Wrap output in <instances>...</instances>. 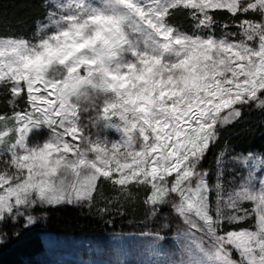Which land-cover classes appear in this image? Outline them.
Here are the masks:
<instances>
[{"label": "snow or ice", "instance_id": "1", "mask_svg": "<svg viewBox=\"0 0 264 264\" xmlns=\"http://www.w3.org/2000/svg\"><path fill=\"white\" fill-rule=\"evenodd\" d=\"M38 5L24 31L0 0V245L143 208L150 264H264V151L228 136L264 117V0Z\"/></svg>", "mask_w": 264, "mask_h": 264}, {"label": "trees", "instance_id": "2", "mask_svg": "<svg viewBox=\"0 0 264 264\" xmlns=\"http://www.w3.org/2000/svg\"><path fill=\"white\" fill-rule=\"evenodd\" d=\"M3 19L14 28L28 31L32 22L41 15L38 0H3ZM17 21H24L19 25ZM264 117L253 113L245 122L228 130L231 143L237 151H264ZM113 219L114 223H108ZM143 208H128L124 217L101 218L95 210L89 212L73 206L52 210L48 218L34 226L19 239L12 238L0 245V264H52L43 256L45 243L42 233L52 231L65 235L103 234L108 231H140Z\"/></svg>", "mask_w": 264, "mask_h": 264}, {"label": "rangeland", "instance_id": "3", "mask_svg": "<svg viewBox=\"0 0 264 264\" xmlns=\"http://www.w3.org/2000/svg\"><path fill=\"white\" fill-rule=\"evenodd\" d=\"M138 232L65 235L44 231L43 256L52 264H150L161 259L153 255Z\"/></svg>", "mask_w": 264, "mask_h": 264}]
</instances>
